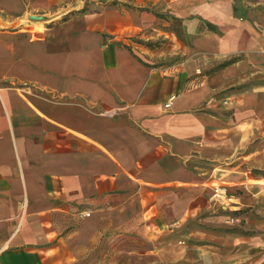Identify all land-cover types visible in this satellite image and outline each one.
<instances>
[{"label": "crops", "instance_id": "1", "mask_svg": "<svg viewBox=\"0 0 264 264\" xmlns=\"http://www.w3.org/2000/svg\"><path fill=\"white\" fill-rule=\"evenodd\" d=\"M67 2L0 0V264L179 226L242 178L227 112L264 122V0Z\"/></svg>", "mask_w": 264, "mask_h": 264}, {"label": "rangeland", "instance_id": "2", "mask_svg": "<svg viewBox=\"0 0 264 264\" xmlns=\"http://www.w3.org/2000/svg\"><path fill=\"white\" fill-rule=\"evenodd\" d=\"M67 1L70 6L76 5L78 12L118 0ZM227 117L242 123L225 157L227 166L241 172V180L216 185L204 196L200 211L179 226L156 232V236L146 233L142 225L114 228L112 238L101 239L95 252L83 255L82 264H259L264 261V122H251L249 118L253 116L248 112L230 111Z\"/></svg>", "mask_w": 264, "mask_h": 264}, {"label": "built area", "instance_id": "3", "mask_svg": "<svg viewBox=\"0 0 264 264\" xmlns=\"http://www.w3.org/2000/svg\"><path fill=\"white\" fill-rule=\"evenodd\" d=\"M4 86H2L1 84H0V110H1V108H3L4 107V98H3V91H4ZM84 216H89L90 215V212H86L85 214H83ZM259 264H264V261H262V262H260Z\"/></svg>", "mask_w": 264, "mask_h": 264}, {"label": "bare ground", "instance_id": "4", "mask_svg": "<svg viewBox=\"0 0 264 264\" xmlns=\"http://www.w3.org/2000/svg\"><path fill=\"white\" fill-rule=\"evenodd\" d=\"M42 29V28H41ZM40 30V29H39ZM41 31V30H40Z\"/></svg>", "mask_w": 264, "mask_h": 264}]
</instances>
